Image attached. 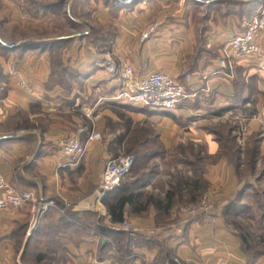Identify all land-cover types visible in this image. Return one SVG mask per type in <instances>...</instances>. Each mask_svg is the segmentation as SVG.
<instances>
[{"label":"crops","instance_id":"obj_1","mask_svg":"<svg viewBox=\"0 0 264 264\" xmlns=\"http://www.w3.org/2000/svg\"><path fill=\"white\" fill-rule=\"evenodd\" d=\"M6 1L0 0V174L9 183L33 192L38 204L0 213L1 264H16V230L19 226L30 229L42 200L44 206L53 202L57 207L43 208L27 251L39 243L46 244L51 237L68 250L70 264H135L138 256L143 264L158 263V251L150 245L131 244L127 256L117 255L114 244L107 243L101 233L111 239L122 233L120 224L110 221L106 205L96 195L106 165L103 161L115 152H135L147 144V110L153 112L156 121L171 127L170 133L162 129L159 134L162 151L187 141L195 147L203 145V152L210 155L228 153V144L215 124L228 114L246 116L250 130L244 133L240 146L235 143L238 148L235 145L234 152L240 158L232 160L226 155L206 164L203 180L209 189H222L223 197L238 190L241 200L247 199L257 180L242 175L245 153L264 152V139L257 131L264 120V102L259 97L264 84L257 80L263 71L253 57H244L235 61L233 76H228L232 70L221 67L219 58L221 47L243 29L244 19L254 14L264 0H71L72 8L91 11L94 19L87 21L90 26L82 25L83 30L76 33L31 34L25 38H8L3 33L4 24L39 25L41 17L52 15V8L62 4L68 8V0H35L39 5L31 13H22L20 5L13 3L5 12ZM71 20L79 23L75 18ZM145 32L149 34L143 38ZM261 42L264 48V32ZM10 61L16 63L28 89L20 84L21 78L10 74ZM109 61L118 67L131 64L137 76L155 70L168 72L189 96L173 111L111 100L120 84V71L110 72L105 65ZM58 74H62L64 83L58 80ZM88 109L101 112L110 122L106 143L88 140L91 131L82 123V111ZM85 131L82 142L87 144V152L75 162L63 154L61 144L70 134ZM168 138L171 144L166 142ZM127 181L134 184L126 188L124 182V187L109 198L114 202L121 194H140L138 200L125 204V218L158 216L161 211L153 201L158 199L164 206L169 203L172 191L164 181L162 188L158 186V175ZM90 214L103 217V225L112 228L110 232L85 227L81 219ZM62 216L71 221L67 229L58 228L57 219ZM183 228L203 242L198 253H179L181 261L172 258L178 264H214L210 253L213 245L218 250L217 264L244 263L241 242L231 225L220 220L212 226L198 216ZM128 236L130 240L144 237Z\"/></svg>","mask_w":264,"mask_h":264},{"label":"rangeland","instance_id":"obj_2","mask_svg":"<svg viewBox=\"0 0 264 264\" xmlns=\"http://www.w3.org/2000/svg\"><path fill=\"white\" fill-rule=\"evenodd\" d=\"M34 1L35 0H8V2L6 1L4 3L3 7L5 12H7L10 9L9 7L12 6V3L14 5L19 4L22 13H31L30 11H32L35 6L39 5ZM52 1L56 2L58 0ZM66 4H68L69 9L67 8V5L65 6L64 4H62V6L57 9L52 8V15H46V17L43 18L41 17L40 21L37 23L39 25L28 26L26 24L27 22H25V25L12 26L5 23L3 26V33L9 35L8 38H10L11 35H14V37L19 35L21 38H25L31 34L35 35V37H41L43 34L48 33H76L83 30L82 25H86L84 22H82V20L89 22V20L92 18L91 11L89 9L72 8L71 0H68V3ZM70 15L73 16V18H75L81 25L79 23L76 24L73 20H71ZM89 31H91V29ZM253 59L255 64L259 67V60L256 58ZM14 65L16 66V63ZM105 65L107 66V64ZM260 70H262L263 73H261L262 75L258 76L257 80L261 84H264V69L260 68ZM61 76L62 74H58V80L61 83H64ZM259 97L260 100L264 102V92H261ZM146 113L148 114L146 124V129L148 132L147 144L143 147H138L137 151L135 152H115L111 154L112 156L110 158L134 155L135 164L130 173L124 178V181L127 182V180H130L133 177L136 178L138 176L142 178H150L151 176L158 175L159 181L157 184L160 188H162L166 182L170 186L168 191L177 192V195L175 196L176 204L173 207L170 215L161 213L158 216L140 215L136 216L135 218L127 216L126 220L129 221L133 227L138 228L137 233L132 234L129 231L128 233L131 235H143L144 237H138L136 240H130L128 234L119 233L113 236L111 239H108L107 235L101 233L106 242L108 243L110 241V244L113 243L115 252L121 257L127 256L126 254L131 244H134L135 247L150 245V247H155L158 251V263L155 264H165L166 260L169 258H174L181 261L178 255L179 253L181 256H185V253L192 256L195 252L198 253V251H200L199 247H201L200 245L203 242L202 238L200 239V237L194 232L187 234L183 228V226L188 224L190 220L196 219L198 216L192 217L182 209L190 204L197 203L202 198H204V196H208L213 207L215 208L216 215L213 216L214 219L212 223H208L206 218L202 216L207 224L213 226L217 224V221L219 222L222 220L224 223L231 225L236 230L235 235L241 242L240 247L244 255L243 264H264V152L257 155L253 154L252 152L245 153L244 162H246V165L242 171V175H252L258 181L257 182L255 180L256 183L254 184L252 191H250L247 199L241 200V196L239 195L241 193L238 190L231 193L227 197H223V193L222 195L220 194L222 189L220 190L215 186L212 187L213 189H209L208 184H206V182L203 180V173L205 171L206 164L210 162H216L220 159V157L226 155L229 157L232 156V160L240 158V154L238 152H234L236 145L235 143L240 146L243 143L242 140L244 133H247L250 130L247 123V117L243 116V118H241L236 115L233 116L228 114L224 121L215 124L216 126L214 128L218 130V133L220 136H222V139L228 144L226 147L228 149V153L225 152V154L217 153L210 155L203 152V145L195 147L189 144L187 141H184L182 144H177L173 148L166 149V151L165 149L162 151L159 134L162 129L168 130V133H170L171 127H165V124L162 125L160 121H156L158 119H154L156 117L153 116V112L150 110H147ZM82 115V118L84 119L82 123L83 126L87 128V131L95 130L99 132L101 137L97 141L101 142L103 140L106 143L110 132V122L106 119L104 120L101 112L100 114H97V112L93 113L88 109L82 111ZM257 131L259 134H261L259 138H262L263 140L264 120L260 122V125L257 127ZM85 134L86 131L80 135L70 134L69 136L77 137L82 141V138L85 136ZM166 142L171 144L172 139L168 138L166 139ZM107 160L108 158L105 159L103 163H106ZM255 162L258 164L257 168H255ZM162 181H164V183ZM197 182L199 189L196 191L194 186L197 184ZM179 184H185L186 186L189 185L190 187L182 188L179 186ZM193 195H196L195 199H192ZM110 197L111 196L108 195L106 198L109 200ZM235 199H238V203L236 204L235 208L232 209L230 213L225 214L224 208L226 204H228L229 201ZM225 201L227 202L225 203L224 207L221 208ZM218 209H221L220 215H218ZM81 222L85 227L94 228L95 230H98V223H103L100 217L95 215L91 216V214L88 217L84 215V217L81 219ZM173 226H176L174 227L175 229H172ZM18 228L19 229L16 230L15 243L16 264H70L68 250L65 249L64 251L62 245L63 243L50 241L52 240L51 237L45 241L46 244L43 243L41 246L39 243L37 248H31L29 251H27V248L24 251H27V253L21 254V247L29 230L27 226H19ZM153 228H156L157 231L151 233L150 231ZM173 231L176 233H173ZM214 235L215 234L213 233L212 237ZM245 235L248 238V241L243 242ZM215 238L213 237L212 241L216 244L217 242ZM49 245L55 248L53 251H51L53 254L52 257H47L43 261L37 262L35 256L36 252L45 250ZM50 246L47 250H51ZM211 248L212 249H210V253L215 259L213 260V263L217 264L219 261L218 255H216L218 250H216V246L214 245ZM210 253L208 255H210Z\"/></svg>","mask_w":264,"mask_h":264},{"label":"built area","instance_id":"obj_3","mask_svg":"<svg viewBox=\"0 0 264 264\" xmlns=\"http://www.w3.org/2000/svg\"><path fill=\"white\" fill-rule=\"evenodd\" d=\"M243 29L232 36L226 42L220 52L219 65L232 70L228 76H233V67L236 60L244 57H253L259 60V67L264 69V48L261 42L264 30V4H261L256 12L245 18L242 23ZM148 32L143 34V38L148 36ZM13 61L9 62V72L17 78H21L17 67ZM111 72L120 71V84L116 92L109 99L143 106L153 110L173 111L189 94L174 76L170 73L155 70L145 76H137L131 64L118 67L116 63L109 61L106 63ZM20 84L28 89L26 80L21 78ZM100 133L92 130L88 135V140H99ZM62 152L65 156L72 158L75 162L80 161L87 152V144L79 138L68 136L62 141ZM135 164L134 155L117 156L106 162L105 168L100 176L96 195L98 200H103L111 191L117 189L122 180L130 173ZM25 204H38L37 196L26 189L15 186L7 181L0 174V213L20 208ZM57 207L53 202H47V207ZM192 217L204 216L208 223H212L216 215L210 198L204 196L197 203H193L183 208ZM123 230L132 234L138 232V228L126 219L119 226ZM157 231L153 228L150 232ZM135 264H143L141 257H137ZM222 264H241L224 261Z\"/></svg>","mask_w":264,"mask_h":264},{"label":"trees","instance_id":"obj_4","mask_svg":"<svg viewBox=\"0 0 264 264\" xmlns=\"http://www.w3.org/2000/svg\"><path fill=\"white\" fill-rule=\"evenodd\" d=\"M138 177H136V178H138ZM124 182H125L124 185L126 186V188H129L130 186H132L134 184V183H130L128 181L126 182L123 179L122 182H121V185L117 189H115L114 191H111L108 195L109 196L110 195H114V193L118 192L120 190V188L124 187V185H123ZM194 189L196 191L199 189L198 182L194 186ZM139 195H140L139 193H134V192L128 193V194H121L114 202H110L106 198L107 197L106 196L102 201L107 207L108 214L110 215V221L113 224H121V223H123V221L126 219L125 218V213H124L125 204L127 202H134L136 199L138 200ZM176 195H177L176 191H172L171 193H169L170 200H169V203L166 206H164L162 204V201H160L158 199L156 201H153V202L156 205V207L158 209H160L161 213L169 214L171 212V210L173 209V207L175 206V204H176V199H175ZM195 198H196V195H193L192 199H195ZM237 203H238V199L229 201V203L226 204V206L224 208V213L225 214L230 213V211L235 208ZM70 215L75 217V215H73L72 213ZM100 218L102 219L103 217L100 216ZM57 220H58V228L59 229H61V228L62 229H66L71 224V221L68 220L65 216L59 217ZM98 227H99V230H101V232H104V233H106L107 230L110 232V230L112 229V228H107L105 225H103V223H99ZM121 231H122V233H124V231H125V234H130L126 230H122L121 229ZM247 239L248 238L245 235V238H243V242L248 241ZM50 241H52V240H50ZM49 246H48V248H49ZM48 248H46L45 250L36 252L35 256H36V261L37 262H41L47 257H52L53 254H52L51 251H53L55 248L53 246H50L51 250H47ZM64 251H65V249H64ZM26 253H27V251L25 252V254ZM168 262H169V264H178V261H175L172 258H170Z\"/></svg>","mask_w":264,"mask_h":264},{"label":"water","instance_id":"obj_5","mask_svg":"<svg viewBox=\"0 0 264 264\" xmlns=\"http://www.w3.org/2000/svg\"><path fill=\"white\" fill-rule=\"evenodd\" d=\"M68 9H69V7H68ZM68 11H70V10H68ZM69 13H70V12H69ZM70 17L73 18V16H71V15H70ZM82 21H83L85 24H87L88 26H90V23H88L87 21H85V20H82ZM87 33H88V32L86 31V32H83L82 34L80 33V35H84V34H87ZM44 203H45V202H44L43 200L40 201V206H39V209H38V212H37V215H36L35 222H34V224L30 227V229H29V231H28V233H27V235H26V238H25V240H24V244H23V248H22V250H21V254L24 253V251H25V249H26V247H27L28 241H29L31 235L33 234V232H34V230H35V228H36V225H37V222H38V220H39V217H40L41 213L43 212Z\"/></svg>","mask_w":264,"mask_h":264}]
</instances>
